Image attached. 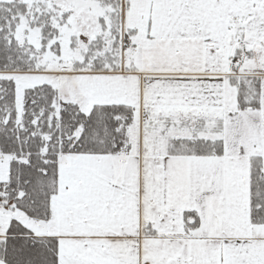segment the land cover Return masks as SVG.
I'll return each mask as SVG.
<instances>
[{
  "label": "snow or ice",
  "instance_id": "6c2138e0",
  "mask_svg": "<svg viewBox=\"0 0 264 264\" xmlns=\"http://www.w3.org/2000/svg\"><path fill=\"white\" fill-rule=\"evenodd\" d=\"M0 264H264V0H0Z\"/></svg>",
  "mask_w": 264,
  "mask_h": 264
}]
</instances>
